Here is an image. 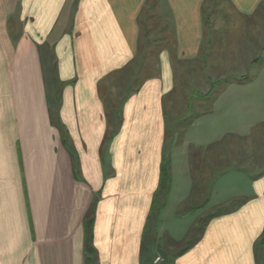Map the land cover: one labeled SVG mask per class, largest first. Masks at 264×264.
<instances>
[{"label":"crops","instance_id":"crops-1","mask_svg":"<svg viewBox=\"0 0 264 264\" xmlns=\"http://www.w3.org/2000/svg\"><path fill=\"white\" fill-rule=\"evenodd\" d=\"M227 1L247 21L264 9V0ZM207 2L0 0V264H86L89 216L96 264L155 263L145 230L168 150L166 108L177 102L174 68L210 52ZM152 53L153 72L114 100L115 79ZM247 55V67L261 60ZM212 66L216 84L223 74ZM256 79L212 85L207 130L192 147H227L253 126L264 138ZM210 194L212 207L238 205L169 263L264 264V170Z\"/></svg>","mask_w":264,"mask_h":264},{"label":"rangeland","instance_id":"rangeland-1","mask_svg":"<svg viewBox=\"0 0 264 264\" xmlns=\"http://www.w3.org/2000/svg\"><path fill=\"white\" fill-rule=\"evenodd\" d=\"M208 2L211 8L208 13L210 23L209 25L205 23V29L211 31L209 54L186 63L188 65L174 68L176 90L173 95L177 102L173 108L169 100L167 102L169 106L166 108L165 142L167 154L173 153L177 177H175V185L170 193L168 192V195L170 194L168 202L166 199L161 205L162 195L159 193L148 220L147 237L152 240V248L148 247L146 258L155 257L154 264H171L170 257L186 247L190 238L198 237L200 230L193 231V228H199L217 208L209 204L210 193L218 199L222 192H228L231 185H237V182L243 178L245 180L251 176L256 177L264 170V138L261 141L255 139L258 128L253 126L246 140L228 139L227 147H216L215 151L209 154L206 167H214V164L219 163L220 168L213 172L210 186L200 183L199 187L192 191L189 161L192 148H195L192 146L195 144L191 146L190 143L197 142L192 135L202 134L207 130V116L201 114L208 111L211 97L214 93H218L214 89L209 95L207 94L209 87L216 85L212 83L211 75L216 72L215 66L212 65L216 64L219 72L222 71V78H226L223 82L240 80L248 82L257 77L253 82L260 83L264 76V9L259 10L247 21L235 12L227 0H208ZM205 39L207 45L208 35ZM212 51L215 52L210 56ZM248 51L261 60L247 67ZM153 57L155 54H149L145 65L136 73L126 71L115 79L114 100L119 99L126 89L136 87L146 73L153 72ZM239 66H245V70ZM240 75L244 76L238 79ZM224 84L226 83L218 84L215 88L221 89ZM259 129L264 135V122L259 124ZM252 143L255 144L251 145ZM225 161L226 165L221 167ZM207 174L208 172H204L203 181L207 178ZM206 199L208 201L203 206L201 203ZM235 202L230 205L232 207L238 205L237 201ZM171 239L178 241L176 243L173 240L172 243Z\"/></svg>","mask_w":264,"mask_h":264},{"label":"trees","instance_id":"trees-1","mask_svg":"<svg viewBox=\"0 0 264 264\" xmlns=\"http://www.w3.org/2000/svg\"><path fill=\"white\" fill-rule=\"evenodd\" d=\"M223 80H226V79H223ZM223 80L215 81V83H216L215 86H217L218 84L227 83V82H223ZM210 87H211V90L209 88L207 94L210 93V92H213V90H214V89L212 90V85ZM207 94H205V95H207ZM259 131H261V130L259 129ZM217 146H218L217 144L210 145L207 148H205L203 151L202 150H197L195 148L194 149L192 148L193 151H192V153H190V161H189L190 162L191 174H192V191H194V189L198 188L200 183H202V184L205 183L206 185H208V183L211 180V177L213 176L212 175L213 172H215L218 168H220V165H218L219 163L214 164L213 165L214 167H211V166L209 168H208V166L206 167V165H207L206 164V159H207V156H208L209 152H211L212 150L215 151V148ZM197 155L198 156H204L205 158L203 157L202 160H198V159H196ZM224 165H226V161L223 162V165L221 167H223ZM203 170H204L205 173L208 172V174H207L208 176H207V178H205V181H203L204 180L203 179V177H204ZM160 177H161V181H160V184H159V189L157 191V195L159 193H160L159 195H162V199H161L162 201H160V203H161V205H163L165 203L166 199H167L168 192H169V189H170V184H171L170 157L167 154V152L164 153V156H163V160H162V164H161V176ZM157 195H156V197H157ZM206 201H207V199L201 204L203 206H204V204L206 205ZM153 207H154V204H153ZM229 207H232V205L231 206L215 208L214 213L209 215L207 217L206 221H203L201 223L199 228H196V227L193 228V231L200 230V234L198 235V237H195L194 239L190 238L189 241H188L187 246L184 247L183 249H181L178 252H184L193 243H195L197 241V239L200 237V235L202 233V230L204 229V226L206 225V222L210 218H212L214 216H217L219 214L227 212L229 210ZM91 220H92L91 216L87 217V219H86L87 229H86V238H85V245H84L85 246V252H86V255H87L86 264H96L95 258H94L95 255H94V251H93V248H92V245H91V238H90ZM147 232H148V225H147V228L145 230V233H147Z\"/></svg>","mask_w":264,"mask_h":264}]
</instances>
